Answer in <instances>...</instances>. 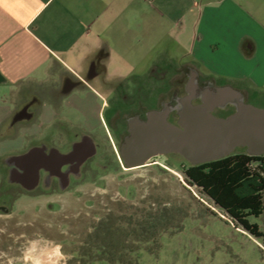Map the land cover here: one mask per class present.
<instances>
[{"label": "crops", "instance_id": "crops-1", "mask_svg": "<svg viewBox=\"0 0 264 264\" xmlns=\"http://www.w3.org/2000/svg\"><path fill=\"white\" fill-rule=\"evenodd\" d=\"M161 59L195 68L215 86L264 91V0H0V135L8 131L0 158L12 162L26 145L43 143V93L58 90L60 77L86 82L82 93L55 98L77 131L80 115L98 121L109 90L151 74ZM90 69L97 74L87 80ZM34 98V115L15 119Z\"/></svg>", "mask_w": 264, "mask_h": 264}, {"label": "rangeland", "instance_id": "rangeland-1", "mask_svg": "<svg viewBox=\"0 0 264 264\" xmlns=\"http://www.w3.org/2000/svg\"><path fill=\"white\" fill-rule=\"evenodd\" d=\"M160 62L159 69L143 73L141 79L131 80L120 91H140L143 105L159 108L160 100L168 101L175 87L181 89L180 97L187 95L185 86L191 75L200 79L195 68L180 67L176 59L172 67L166 65L167 59ZM244 97L264 108V91ZM126 104L113 95L114 112L126 109ZM35 145L21 149L11 166L6 164L11 156L0 158V264H101L98 259L108 257L98 252V235L105 238V230L112 233L108 242L115 247L140 249L133 255L123 252L119 258L111 255L116 264H264V238L236 228L205 195L189 186L181 171L185 159L180 155H161L147 165L129 168L114 150L119 167H105L106 163L96 158L87 177L90 180L72 178L69 186L61 189L39 188L26 193L18 183H24L23 166L33 158L23 161L19 157L36 147L34 153L40 155L41 148L37 142ZM8 192L12 199L5 196ZM4 198L8 202H3ZM161 213L166 214L164 220L159 219ZM146 215L156 221L149 233L160 231L164 224L170 228L159 238L139 241L143 237L138 223ZM250 220L264 234V214ZM54 250L59 256L47 261Z\"/></svg>", "mask_w": 264, "mask_h": 264}, {"label": "flooded vegetation", "instance_id": "flooded-vegetation-1", "mask_svg": "<svg viewBox=\"0 0 264 264\" xmlns=\"http://www.w3.org/2000/svg\"><path fill=\"white\" fill-rule=\"evenodd\" d=\"M96 74V71L90 69L86 75L87 80ZM85 83L79 75L71 73L60 77L57 82L58 90L51 85L45 88L43 104L48 111L46 112L48 120L45 123V138L40 145V155L34 153V156L30 158V160L33 158L32 162L29 165L23 164L25 175L22 180L24 183L20 187L25 189L26 193H32L39 188L48 190L51 188L61 189L69 186L72 178L90 180L91 178L87 177L91 175L93 170L92 163L96 158L106 163L105 167H119L118 159H116V155L113 152L115 150L119 160L123 161L120 148L124 139L129 135V121L131 119L143 120L150 110L162 109L164 106L169 109L168 120L171 123H176L178 119L177 109L180 106L181 98H183L180 97L181 89L175 87L169 93L168 101L160 100L159 108H147L142 104L144 96H142L140 91L130 93L128 89L126 92H122L120 89L124 85H121L109 90L106 98L101 100V104L103 102V110L97 122L87 123L85 117L80 115L77 121V131H73L65 122L61 106L55 103V98L61 101L63 95L71 91H81ZM210 83L209 81L198 79L197 95L192 101L193 104L201 102V96L208 89ZM187 84L185 86L186 91ZM115 94L119 95L127 103L126 109L113 111V95ZM38 108L39 100L34 98L20 107L15 119L24 120L31 118ZM233 109L231 105H226L224 108H216L213 113L218 117H225L227 116L225 112H232ZM7 134L8 131L2 133L0 139L7 136ZM36 148L39 149V147ZM10 163L12 164L13 162H6L7 165L11 166ZM34 167L38 170L37 172L33 170ZM6 195L8 199H12V193L8 192ZM3 202L8 201L4 198ZM1 207L3 205L0 204Z\"/></svg>", "mask_w": 264, "mask_h": 264}, {"label": "water", "instance_id": "water-1", "mask_svg": "<svg viewBox=\"0 0 264 264\" xmlns=\"http://www.w3.org/2000/svg\"><path fill=\"white\" fill-rule=\"evenodd\" d=\"M197 88L196 75H191L189 94L180 100L176 123L168 120L167 106L150 110L143 120L129 121V135L120 148L127 167L144 166L166 154H178L191 165L228 157L238 148L251 156L264 155V108L246 102L244 94L229 85L213 83L203 92L201 102L193 104ZM226 105L234 108L231 114L218 117L213 113ZM36 150L19 158L29 161Z\"/></svg>", "mask_w": 264, "mask_h": 264}, {"label": "trees", "instance_id": "trees-1", "mask_svg": "<svg viewBox=\"0 0 264 264\" xmlns=\"http://www.w3.org/2000/svg\"><path fill=\"white\" fill-rule=\"evenodd\" d=\"M181 171L185 182L205 195L216 208L229 217L236 228L243 229L255 238H264L258 225L250 220L264 214V155L251 156L245 149L238 148L228 157L199 165H191L185 160ZM165 216V213H161L159 219L164 220ZM154 218L146 215L139 221V234L143 237L139 241L149 242L151 238H159L170 228L164 224L160 231L149 233L150 227L156 226ZM117 231L118 229H115V234ZM103 234V239L100 237L101 233L98 235L100 244L97 249L108 258L101 257L96 260L101 264H116L117 260L111 258V255L119 258L123 252L128 251L133 255L140 250L135 252L128 247H115L113 243L108 242L112 233L105 230ZM130 235L133 236V233Z\"/></svg>", "mask_w": 264, "mask_h": 264}, {"label": "bare ground", "instance_id": "bare-ground-1", "mask_svg": "<svg viewBox=\"0 0 264 264\" xmlns=\"http://www.w3.org/2000/svg\"><path fill=\"white\" fill-rule=\"evenodd\" d=\"M49 255V254H48ZM59 256L58 251L54 250L49 256H47V261H54ZM43 260V259H42Z\"/></svg>", "mask_w": 264, "mask_h": 264}]
</instances>
